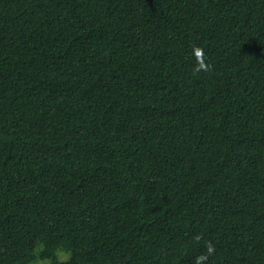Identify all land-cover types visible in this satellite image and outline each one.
<instances>
[{
    "label": "trees",
    "instance_id": "obj_1",
    "mask_svg": "<svg viewBox=\"0 0 264 264\" xmlns=\"http://www.w3.org/2000/svg\"><path fill=\"white\" fill-rule=\"evenodd\" d=\"M0 264H264V0H0Z\"/></svg>",
    "mask_w": 264,
    "mask_h": 264
},
{
    "label": "rangeland",
    "instance_id": "obj_2",
    "mask_svg": "<svg viewBox=\"0 0 264 264\" xmlns=\"http://www.w3.org/2000/svg\"><path fill=\"white\" fill-rule=\"evenodd\" d=\"M61 258H64V255H62Z\"/></svg>",
    "mask_w": 264,
    "mask_h": 264
}]
</instances>
